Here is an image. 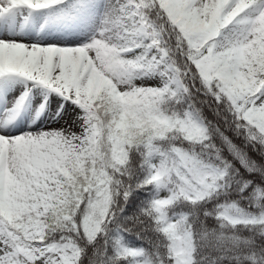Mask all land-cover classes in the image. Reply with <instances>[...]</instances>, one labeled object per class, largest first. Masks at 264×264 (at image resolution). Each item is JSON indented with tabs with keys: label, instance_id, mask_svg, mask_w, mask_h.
<instances>
[{
	"label": "snow or ice",
	"instance_id": "snow-or-ice-1",
	"mask_svg": "<svg viewBox=\"0 0 264 264\" xmlns=\"http://www.w3.org/2000/svg\"><path fill=\"white\" fill-rule=\"evenodd\" d=\"M0 264H264V0H0Z\"/></svg>",
	"mask_w": 264,
	"mask_h": 264
}]
</instances>
